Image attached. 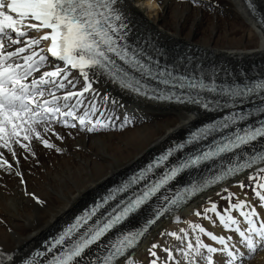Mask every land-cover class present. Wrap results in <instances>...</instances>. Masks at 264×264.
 I'll return each instance as SVG.
<instances>
[{
    "label": "snow or ice",
    "instance_id": "1",
    "mask_svg": "<svg viewBox=\"0 0 264 264\" xmlns=\"http://www.w3.org/2000/svg\"><path fill=\"white\" fill-rule=\"evenodd\" d=\"M137 30L136 19L125 9L124 0H0V170L5 173L15 170L20 176L17 148L23 150L20 154L32 157L36 143L60 152L49 138L50 134L56 140L64 139L56 126L78 125V131L95 133L109 126L123 129L131 124L127 117L116 123L107 111L106 105L114 108L118 101L94 87L101 81L149 100L194 105L203 112L227 110L218 119L190 130L180 143L110 189L102 201L76 216L41 249L19 260L0 252V264H135L132 250L151 225L199 193L248 170L252 197L264 208V76L218 83L215 71L206 72L200 65L191 70L184 65L181 72L175 64H161L146 52L147 41L144 45L139 40L130 42L129 36ZM31 31L42 34L30 36ZM81 78L83 86L77 89ZM210 137V143L184 152ZM5 152L17 162L15 169ZM177 153H181L180 158L169 163ZM204 165L210 166L206 175L169 191L180 175ZM142 182L138 191L133 190ZM232 186L241 191L233 193L223 187L216 193L227 201L223 212L209 198L203 215L200 211L193 214L198 218L202 215L204 220L214 215L213 222L218 221L226 232L234 231L244 250H232L228 243L231 236L226 240L199 223H188L195 244L184 228L179 230L183 235L160 233L182 242L176 255L182 253L183 264H200L201 260L215 264L213 256L217 253L227 258L221 264H244L257 250H264V218L248 202L244 191L248 186L242 180ZM153 198L158 204L144 223L124 228L126 221L143 211ZM32 199L44 203L35 195ZM233 211L243 217L245 229L238 226ZM197 232L221 247L204 243ZM157 250L166 253L169 264H180L171 248L159 243L147 249L148 264H165Z\"/></svg>",
    "mask_w": 264,
    "mask_h": 264
},
{
    "label": "bare ground",
    "instance_id": "2",
    "mask_svg": "<svg viewBox=\"0 0 264 264\" xmlns=\"http://www.w3.org/2000/svg\"><path fill=\"white\" fill-rule=\"evenodd\" d=\"M124 6L135 17L138 28L147 33L151 40H147L150 54L158 60H165L167 56H158L155 44L199 53L212 60L216 67L227 65L223 68L230 71L264 63V0H124ZM40 34L35 31L29 33L35 37ZM41 43L47 46V42ZM82 86L81 78L77 89ZM94 87L101 94L107 92L118 101L114 108L111 104L105 106L116 123L122 122L125 117L132 123L123 129L109 126L107 130L95 133L78 131V125L77 128L56 126L64 139L56 140L50 134L49 138L61 149L60 152L55 148L45 149L36 143L35 156L32 157L20 154L23 150L17 148L20 176L15 170L10 174L0 170V252L5 255L19 260L31 253L121 176L131 173L175 139L214 117L193 108L140 99L112 83L101 81ZM5 158L15 169L17 162L12 160L11 155L5 152ZM248 171L208 188L151 225L132 250L135 264H148L147 249L153 243L170 247L174 257L183 264L182 253L181 256L176 255L182 242L167 235L162 237L160 233L174 231L183 235L179 230L184 228L189 234V241L195 244L188 223H199L207 231L226 240L231 236L232 240L228 243L232 250H244L234 231L226 232L218 221L213 222L214 215L210 220L202 219V215L209 198L223 212L227 201L221 200L216 193L223 187H227L229 192H240L239 187L232 185L242 180L248 186ZM249 189L250 186L244 189L248 202L256 206L257 212L264 218V208L257 206L258 202ZM32 195L44 203L37 204ZM221 195L226 196L227 193ZM239 199H244V196ZM235 202L236 199H233ZM157 203L154 200L142 212L150 209L146 214L151 215L152 207ZM195 211L201 212V218L193 214ZM231 214L241 230L247 227L238 212ZM176 218L179 219L174 222ZM197 235L204 243L221 247L199 232ZM186 244L184 242L185 247ZM157 252L165 264H169L166 253ZM213 259L215 264H221L227 258L217 253ZM200 264L205 262L201 260ZM244 264H264V250H257Z\"/></svg>",
    "mask_w": 264,
    "mask_h": 264
},
{
    "label": "rangeland",
    "instance_id": "3",
    "mask_svg": "<svg viewBox=\"0 0 264 264\" xmlns=\"http://www.w3.org/2000/svg\"><path fill=\"white\" fill-rule=\"evenodd\" d=\"M137 31H139V32L134 31V33H133L132 35H130L129 38H135L139 33H142V32H143V31L140 30L139 28H138ZM135 32H136V33H135ZM144 34H145V35H144ZM143 35H144L146 38H148V35H147L146 32H143ZM148 39H149V38H148ZM148 41L151 42L150 39H149ZM155 45H156V44H155ZM226 66H227V65H226ZM247 173H248V172H247ZM248 191L252 194L251 189H249ZM149 210H150V209H146V210L144 211V213L149 212ZM144 213H143V214H144Z\"/></svg>",
    "mask_w": 264,
    "mask_h": 264
}]
</instances>
